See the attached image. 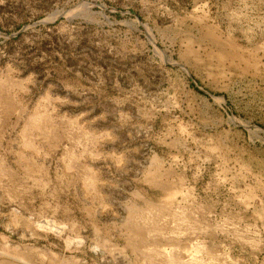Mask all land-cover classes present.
<instances>
[{
    "label": "rangeland",
    "instance_id": "rangeland-1",
    "mask_svg": "<svg viewBox=\"0 0 264 264\" xmlns=\"http://www.w3.org/2000/svg\"><path fill=\"white\" fill-rule=\"evenodd\" d=\"M0 264H264V0H0Z\"/></svg>",
    "mask_w": 264,
    "mask_h": 264
},
{
    "label": "bare ground",
    "instance_id": "bare-ground-1",
    "mask_svg": "<svg viewBox=\"0 0 264 264\" xmlns=\"http://www.w3.org/2000/svg\"><path fill=\"white\" fill-rule=\"evenodd\" d=\"M48 124V123H47ZM49 125V124H48ZM139 213H137L134 209H126L125 210V214H123V221H127V220H131L135 223H139L141 227L145 226V219H143L142 217H137ZM136 218V219H135ZM122 219V218H121ZM145 220V221H144ZM127 239V238H126ZM128 240V239H127Z\"/></svg>",
    "mask_w": 264,
    "mask_h": 264
}]
</instances>
